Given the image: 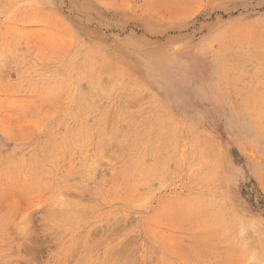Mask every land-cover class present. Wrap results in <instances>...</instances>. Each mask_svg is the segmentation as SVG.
<instances>
[{"label": "rangeland", "instance_id": "374dc122", "mask_svg": "<svg viewBox=\"0 0 264 264\" xmlns=\"http://www.w3.org/2000/svg\"><path fill=\"white\" fill-rule=\"evenodd\" d=\"M0 264H264V0H0Z\"/></svg>", "mask_w": 264, "mask_h": 264}, {"label": "bare ground", "instance_id": "6f19581e", "mask_svg": "<svg viewBox=\"0 0 264 264\" xmlns=\"http://www.w3.org/2000/svg\"><path fill=\"white\" fill-rule=\"evenodd\" d=\"M86 212H87V211H86ZM122 217H123V216H122ZM22 232H23V231H22ZM28 232H29V231H28ZM23 234H24V233H23ZM29 234H30V233H29ZM31 234H32V233H31ZM31 239H33V238H31ZM31 239H30V240H31ZM33 240H34V239H33ZM36 240H37V239H36ZM96 240H97V239H96ZM25 242H26V240H25ZM27 243H28V242H27ZM21 245H22V244H21ZM21 245H20V246H21ZM30 246H31V244H30ZM30 248H31V247H30ZM30 248H29V249H30ZM27 249H28V248H27ZM30 250H31V249H30ZM119 251H120V250H119ZM121 253H122V252H121ZM117 254H118V253H117ZM84 259H86V258H84ZM87 260H88V259H87Z\"/></svg>", "mask_w": 264, "mask_h": 264}]
</instances>
